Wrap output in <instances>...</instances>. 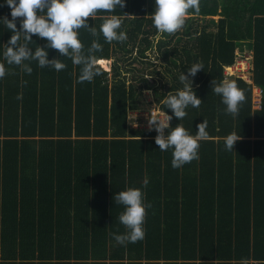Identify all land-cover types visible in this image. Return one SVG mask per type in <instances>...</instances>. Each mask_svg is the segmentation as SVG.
Masks as SVG:
<instances>
[{
    "label": "trees",
    "instance_id": "obj_1",
    "mask_svg": "<svg viewBox=\"0 0 264 264\" xmlns=\"http://www.w3.org/2000/svg\"><path fill=\"white\" fill-rule=\"evenodd\" d=\"M154 10L155 0H125L122 9L89 18L99 32L101 16H120L127 39L109 43L80 29L85 52L93 40L103 49L95 53L100 74L83 83L80 66L55 49L49 59L67 65L59 72L37 61H25L30 75L8 65L3 44L12 32L0 21L7 70L0 79V264H264V0H200V11L190 9L173 34L156 29ZM4 16L11 19V9L0 0ZM33 40V51L47 43ZM244 47L253 55V82L224 74ZM150 53L161 70H148ZM111 58L105 70L101 59ZM198 62L204 69L192 86L202 103L180 121L162 101L183 89L180 74ZM212 80L244 91L238 115L226 113ZM254 85L263 88L260 109ZM154 107L192 135L207 121L198 159L173 168L172 149L159 150L157 132L130 125V111ZM233 132L242 139L228 151L224 140ZM128 187L140 188L152 207L144 239L118 244L112 234L127 230L114 195Z\"/></svg>",
    "mask_w": 264,
    "mask_h": 264
},
{
    "label": "clouds",
    "instance_id": "obj_2",
    "mask_svg": "<svg viewBox=\"0 0 264 264\" xmlns=\"http://www.w3.org/2000/svg\"><path fill=\"white\" fill-rule=\"evenodd\" d=\"M6 4L11 9V19L4 16L0 21L12 32V35L3 44L5 49L3 56L8 65L21 66L29 75L33 69L25 61H37L39 67H51L57 72L64 70L67 65L59 58L49 59L48 49H55L61 56L69 57L74 65L80 66L79 83L91 82L100 74L95 53L103 49L97 40H93L85 52L84 45L79 39V30L86 29L93 37L102 34L109 43L123 42L127 39L126 33L119 31L123 22L120 16H101L103 23L99 32L96 27L88 23L89 18L95 19L101 10L112 13L117 7L122 9L125 7V0H6ZM190 9L199 12L200 0H155V10L152 12L153 24L160 33L173 34L185 25ZM18 18H21L19 28L16 23ZM33 35L46 40L47 43L44 46L37 44L33 51L30 47L34 41ZM201 69H204L203 64L198 62L187 68V74L182 72L179 80L183 84V89L175 94L169 91L162 101L180 121L187 115L186 109L189 106L198 108L202 103V99L196 95L192 86V78ZM6 72L5 63H0V79L6 75ZM212 86L214 93L222 97V102L226 105V113L234 117L238 115L246 97L237 83L224 80L217 84L212 80ZM147 94L152 95L151 90H148ZM22 98V93L17 95L18 100ZM171 120V115L166 114L160 119L153 111L148 118V127L149 130L154 128L157 132L155 143L159 150L172 149V167L180 168L199 158V142L208 136L207 121L203 120L199 123L198 130L192 135L180 123L173 127L170 124ZM240 139L242 137L235 132L228 134L224 140L226 150L233 151L235 143ZM147 183L148 181L145 180V187ZM114 200L115 203L124 206L119 221L127 230L124 234L113 233L115 241L124 244L143 240L146 209L152 207L151 202H145L143 191L136 187L119 191L114 195Z\"/></svg>",
    "mask_w": 264,
    "mask_h": 264
},
{
    "label": "rangeland",
    "instance_id": "obj_3",
    "mask_svg": "<svg viewBox=\"0 0 264 264\" xmlns=\"http://www.w3.org/2000/svg\"><path fill=\"white\" fill-rule=\"evenodd\" d=\"M215 18H217V16H215ZM245 46V45H244ZM239 52L242 53V56H240L239 58V63L235 64V67L233 68H228L227 71L229 72H234L236 75H243V76H250V72L247 71L248 67L250 68V66H252V59L250 58V51L244 47V49L239 50ZM149 54V53H148ZM154 53H150V58L152 60V63L150 66H148V70L150 71L151 69H155V70H161L160 64L157 62L156 59H154ZM117 56V55H114ZM113 58L108 59V62L106 63H101V66L105 69V70H110L111 67V63H112ZM108 68V69H107ZM150 76V75H148ZM155 77L152 78V80H154V82L158 83V78L156 77V75H154ZM235 76V75H234ZM151 77V76H150ZM244 78V77H243ZM144 96L146 97L147 101H153V96L152 95H148L147 91H144ZM153 109H157V107H154ZM152 109H147V110H142V111H138V112H132L130 111L128 113V120L130 125L132 126H144V127H148V118L150 117V112ZM159 111V110H158ZM158 116L160 115V112L157 113ZM154 129V128H153Z\"/></svg>",
    "mask_w": 264,
    "mask_h": 264
},
{
    "label": "built area",
    "instance_id": "obj_4",
    "mask_svg": "<svg viewBox=\"0 0 264 264\" xmlns=\"http://www.w3.org/2000/svg\"><path fill=\"white\" fill-rule=\"evenodd\" d=\"M250 58L253 61V55H252L251 51H250ZM239 62L240 61L238 59V61L236 63L238 64ZM228 68H233V67H228ZM228 68H226V70L224 72L225 75H228V76H231V75L240 76V77H244L249 82H253L250 76H243L241 74L240 75H236L234 72L232 73V72L227 71ZM251 68H253V64H252V66H250V68L248 67L247 71H249ZM262 98H263V88L254 85V88H253V104H254V108L260 109L262 107ZM153 111L158 113V111L156 109H152L151 110V112H153ZM151 112H150V114H151Z\"/></svg>",
    "mask_w": 264,
    "mask_h": 264
},
{
    "label": "crops",
    "instance_id": "obj_5",
    "mask_svg": "<svg viewBox=\"0 0 264 264\" xmlns=\"http://www.w3.org/2000/svg\"><path fill=\"white\" fill-rule=\"evenodd\" d=\"M101 60H108V59H101ZM99 61V60H98ZM228 67H235V65H233V66H227V67H225V70H226V68H228ZM225 72V71H224ZM157 111H158V109H157ZM158 112H160V115H159V118L160 119H163L164 118V116L166 115L164 112H162V111H158ZM144 127V126H143Z\"/></svg>",
    "mask_w": 264,
    "mask_h": 264
},
{
    "label": "bare ground",
    "instance_id": "obj_6",
    "mask_svg": "<svg viewBox=\"0 0 264 264\" xmlns=\"http://www.w3.org/2000/svg\"><path fill=\"white\" fill-rule=\"evenodd\" d=\"M106 62H108V60H104V61H102L101 63H106ZM98 63H100V62H98ZM100 63V64H101ZM109 63V62H108ZM108 69V68H107Z\"/></svg>",
    "mask_w": 264,
    "mask_h": 264
}]
</instances>
